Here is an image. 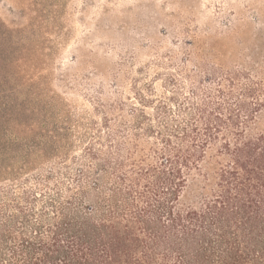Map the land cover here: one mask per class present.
Segmentation results:
<instances>
[{
	"label": "trees",
	"instance_id": "16d2710c",
	"mask_svg": "<svg viewBox=\"0 0 264 264\" xmlns=\"http://www.w3.org/2000/svg\"><path fill=\"white\" fill-rule=\"evenodd\" d=\"M12 1L15 18L0 17V264H264V47L227 61L213 42L162 96L148 88L84 123L46 88L61 0H34L42 12ZM28 10L40 21L20 24Z\"/></svg>",
	"mask_w": 264,
	"mask_h": 264
},
{
	"label": "rangeland",
	"instance_id": "374dc122",
	"mask_svg": "<svg viewBox=\"0 0 264 264\" xmlns=\"http://www.w3.org/2000/svg\"><path fill=\"white\" fill-rule=\"evenodd\" d=\"M27 1L41 12L48 4ZM13 8V1L0 0V17L15 18ZM59 8L61 18L52 25L63 34L45 72L46 88L84 123L99 122V110L137 106V94L148 95V88L162 96L168 74L208 58L213 42L224 60L237 56L236 48L264 47V0H61ZM252 12L262 21L254 22ZM39 16L28 10L18 19L31 24ZM236 19L241 33L228 38ZM61 75L73 90L58 88Z\"/></svg>",
	"mask_w": 264,
	"mask_h": 264
}]
</instances>
